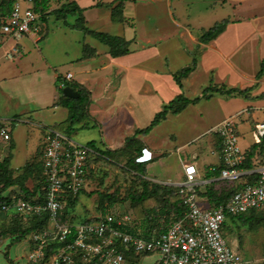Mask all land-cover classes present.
<instances>
[{"label": "crops", "instance_id": "1", "mask_svg": "<svg viewBox=\"0 0 264 264\" xmlns=\"http://www.w3.org/2000/svg\"><path fill=\"white\" fill-rule=\"evenodd\" d=\"M48 1L47 9L44 11L39 10L41 14L40 18H42V21L39 22L43 27L39 25V29H33L20 41L24 49V53L20 58L13 61L6 56L7 49L14 44V41L7 38L0 30V108L7 109L9 101L13 99L18 100L16 105H21V102L23 105H34V109H31V112H29V109L24 113L29 112L27 115H30L28 117H31V122L43 133L40 142H38L32 151H27L26 154V150L22 153L18 152L17 155H13L12 151L5 154L7 155L5 158L9 157V166L16 173L15 176L21 174L28 165L32 164V168L29 171L31 173L28 174L27 180L25 181L27 187H31L32 182L37 177V173L43 171L42 150L50 137L49 129H61L73 138L71 134L73 131L68 132L66 129L70 122L69 110L67 107L58 103L61 99V94L57 86L58 84L60 86L63 81L65 83L70 82L75 84L78 88L85 89L87 92L89 91L91 93L89 105H95L96 100L94 95L96 88L104 89L107 93L113 91L111 93L114 94L115 92L121 91V86L123 83L125 84L124 79L126 75H129L128 72L130 70H149V72L153 73L162 72L161 74H169L170 70L165 69L160 71L156 67L158 63L155 62L159 57L160 59H164L165 55L171 53L173 50H186L187 53L193 56V62L190 66L188 65L183 69L190 68V72L183 76L180 82L174 77L176 72L168 76L173 84V89L172 93H169L165 100L172 101L176 98L175 96L180 94L188 97L185 93H179L177 86L182 89L189 83L190 85L188 87H193L194 80L192 74L198 70H207L214 77L224 74L223 77L225 78L230 75L240 76L241 74V76H244V72H250L251 76L245 75L243 77L244 79H250V84L242 81V79L240 81V78L232 82H238L237 85L232 87L219 86L217 83L213 85L211 83L207 87L220 88L221 91L209 90L207 97L211 98L213 95L218 94L223 98L225 97L224 100H227L225 101L226 103H235L236 101L233 99L235 96H231L234 93L226 92L225 90H244L242 95L239 96L242 98H237L240 100L239 105L244 106L232 112V114L243 111L246 108H251L252 104L262 105L264 107V98L261 97L264 95V84L260 85V79L264 78V75H258L261 69V62L264 59V50L258 54V48L261 43L258 36L262 37V34H264V0H210L206 3V6L210 7V9L215 8V6H221L229 8V11L222 21H216L215 24L202 33L194 32L193 27L195 26L189 18H185L182 21L176 18L175 11L172 8V0ZM69 3H74V5H78L81 9L77 12L78 17L74 24L82 17L89 31L83 35V39L73 34L68 35V33H65L62 45L60 46V52L54 55L52 52L54 42L50 39L51 36H48L45 24L51 15H55L56 10ZM119 5H121V11L117 10ZM129 9H131V12H129ZM139 18L144 22V34L138 32L136 28V21ZM56 19L59 20L57 16ZM60 20L65 21L64 19ZM223 21H228L229 23L221 34L209 40L203 39V35L207 31ZM166 22L169 24L166 25ZM247 28H252V30L249 31ZM241 29L243 30V36L240 32ZM73 30L75 31L76 28H73ZM99 32L108 33L127 40L129 42V52L125 55L112 56L111 42L100 36ZM141 38L145 39V42L140 45L139 40ZM41 42H44L42 47L39 45ZM69 45L76 46V51L72 50V56L69 53ZM141 54H147L153 57L149 60L151 62V68L147 69L138 61L134 62V59H137ZM163 54H165L164 57ZM69 61H77V63L74 68L67 67L68 70L64 72L62 69L64 66L69 65ZM165 61L163 60V62ZM69 71L73 72V79H65V75ZM117 76H120V83L115 90H112L114 85L111 81ZM172 78L177 86L173 83ZM193 104L196 103L189 104L178 113L170 112L167 114V117L169 114H179ZM105 105L107 104L105 103ZM262 110L261 112L255 113V110L251 109V113H245L241 118L240 142L242 148L245 150H249L254 142L252 131L254 123L264 120V111L262 112ZM44 111L49 114H38ZM191 111L195 113L194 109ZM60 113L61 115L65 114V116L62 115V119L60 116L56 117ZM21 117H24V115H16L17 120L21 119ZM87 117L88 115L78 122V124L87 125L86 120L89 122V119H86ZM224 119L225 117L219 120L216 125ZM0 125L1 127L3 125L5 126L6 122L3 123L0 121ZM157 125L149 134L159 131L156 129L158 127ZM140 129L143 128H137V131ZM136 132L128 137L139 138V136H143L147 138L143 134H136ZM203 133L198 134L196 138L201 140ZM209 133L211 132L209 131ZM167 134H169V137L170 135L176 136V133L172 134V132H168ZM212 134L205 137L200 143L198 151L192 152V150H188L187 156L189 158L183 156V151L188 149L191 145L190 141L193 138L181 145H177L179 160L183 165H181L179 172L177 170L174 171V174H176L175 178L171 176L169 179H163L166 183L177 186L184 178V163L193 161L197 167V176L200 181L197 187L199 200L207 208L216 206L213 200H211L215 194L220 195L228 190L226 182L221 179L219 174L213 173L212 170L213 166L219 167L222 163L220 156V137L214 133ZM11 135L13 136V130H11ZM12 136L11 139H4L0 134V153H3L1 149L2 143L8 140L12 142ZM144 138H139L145 141V144L143 146V154L138 158V161L147 163L145 176L150 179L151 177L148 176L150 163L164 156L165 152L158 148V144L149 142ZM11 147H14V143H12ZM22 156L24 157L23 159ZM233 220L235 219H228V221ZM156 258V255H145L140 258H135L134 254L129 256L130 261H141V264H145L143 263L144 261L152 264Z\"/></svg>", "mask_w": 264, "mask_h": 264}, {"label": "rangeland", "instance_id": "2", "mask_svg": "<svg viewBox=\"0 0 264 264\" xmlns=\"http://www.w3.org/2000/svg\"><path fill=\"white\" fill-rule=\"evenodd\" d=\"M209 1L210 0H172V8L178 20L182 21L185 20V18H189L193 21L195 26L193 27L194 32L202 33L215 24L216 21H222L229 11V8L221 6H215V8L210 9V7L206 6V3ZM129 12H131V9H129ZM77 17L78 14H69L67 18L68 21H63L60 19L57 20L55 15H51L50 19L45 24L48 36H51L50 39L54 42L52 48L54 55L60 52V46L62 45L65 33H68V35L73 34L81 39H83V35L87 33L83 29L76 28L75 31L73 30V24L77 21ZM39 21H42V18H40ZM39 21H37V23H39ZM168 24L169 23L166 22V25ZM143 25L144 22L139 18L138 21H136V28L141 34L145 32ZM40 26L43 27L42 25ZM247 29L249 31L252 30V28ZM240 32L242 33L243 30L241 29ZM263 35L264 34H262V37L258 36L261 40L258 54L264 50ZM144 42L145 39L143 38L139 40L140 45ZM43 44L44 42H41L39 44L40 47H42ZM69 49V53L72 56L73 51H76V46L69 45ZM164 55L165 54H163V57ZM253 56L255 55L253 54ZM152 58V56L147 54H141L137 59H134V62L138 61L149 69L151 68V62L149 60ZM67 60L69 59L67 58ZM163 60L166 61L163 62ZM192 62L193 56L191 54L187 53L186 50L180 51L176 49L166 54L164 59H160L159 57L155 62L158 63L156 67H158L160 71L165 69L170 70L169 74H161L162 72L153 73L149 72V70H130L128 72L129 75H126L124 79L125 84H122L121 91L115 92L114 94L111 93L113 91L107 93L104 89H95V105L87 106L88 117L86 119H89V122L86 120L87 125L76 123L71 134L72 137L79 142L84 143L94 140L95 146H97L98 149L114 150V152L107 157L97 153L92 157L85 190L80 193L75 206H70V203L68 204L69 206L67 207V214L64 221L95 220L104 213L114 212L132 214L140 223L141 227L152 226L150 222H146V218L149 219L150 216V214L147 213V209L151 206L140 207L139 204H135L132 200L134 196L139 195L144 190L143 181L145 179L149 180L151 188L153 187L152 182L158 183V187L160 188L159 196H161V198H166L162 203L163 205L170 207L171 202L177 199L178 195L176 193V188L170 189L168 187V189H166V185L173 184L166 183L163 180L165 178L169 179L171 176L175 178L176 174H174V171L177 170V172H179L181 165H183L179 160L177 145H181L193 138L190 141L191 145L188 149L183 151V156L189 158L187 156L188 150H192V152L198 151V146L205 137L213 135L209 133V131L219 120L223 117L226 118L236 114H232V112L244 106L239 105L240 100L237 99L242 98L239 97L242 93L240 94V92L235 89V92H233L234 94H231V96H235L233 98L236 101L235 103H226L225 101L227 100H224L225 97L223 98L218 94L213 95L211 98L207 96L202 97L199 102L190 105L185 111L179 114H169L166 119L162 120L157 125L158 127L156 129L160 132L155 131L154 133L145 135L147 138L139 136V138H144L149 142H155L158 144V148L165 152L164 156L150 163L148 168V176L151 177L150 179L144 174L142 175L133 163L129 162V159L135 153H133L131 148H126L125 145L126 140L129 138L128 136L135 134L137 128L148 126L155 118L156 114L164 108L163 106L169 103L170 100L165 99L169 93H172L173 84L168 76L176 72L174 77L176 78V76H178L179 78L181 69L188 65L190 66ZM76 63L77 61H69V65L64 66L62 70L65 72L68 70L67 67L74 68ZM244 74L251 76L250 72H244ZM223 75L224 74L214 77V75L210 72L208 73L207 70H198L192 74L194 86L189 88L188 86L190 84L187 83L188 85L186 84L184 88L181 87L182 89L176 85L173 78L172 80L179 89V93H185L186 96L191 98L201 96L211 83L213 85L217 83L219 86L232 87L238 83L232 82L239 78L240 81L242 79V81L248 84L251 83L250 79L243 78L245 75H230L226 78L223 77ZM120 76L112 79L111 82L114 85L112 90H115L120 83ZM260 81V85H263L264 78L260 79ZM84 91L87 92L85 89ZM225 91L229 92L227 89ZM207 92L209 93V91ZM89 96H91V93H89ZM261 97L264 98V95ZM17 103L18 100L13 99L9 101L7 109L4 110L0 108V121L3 123L6 122L5 127L10 133L11 130H13V136L11 135L12 142L8 140L2 143L1 149L3 153H0V160H3L7 156L5 154L11 151L13 155H17L18 152L22 153L24 150H26L25 154L27 151H32V149L37 146L38 142H40L41 135L43 134L39 128L33 125L31 117H28L30 115H27V113L31 112V109H34V105H23L22 102L21 105H16ZM105 103L107 105H105ZM128 103L131 105H123ZM251 108L255 110V113L261 112V110L264 109L262 105L255 104H252ZM29 109V112L24 113ZM192 109L195 110V113L191 111ZM263 111L264 110H262V112ZM38 114L46 115L49 113L44 111ZM16 115H24V117L17 120ZM62 115L65 116V114ZM62 115L60 113L57 114L56 117L60 116L62 119ZM62 128L64 127L62 126ZM168 132H172V134L176 133V136L170 135L169 137V134H167ZM202 132H204L202 134L203 138L198 140L196 136ZM139 138H137V143L133 141L132 145L136 146L141 143L142 146H144L145 141ZM12 143H14V147H11ZM23 158L22 156V159ZM13 174L15 175L16 173L13 171ZM40 174L41 173H37V177L34 179L35 181L32 182V186L28 187L30 190H36L37 185H39ZM2 178L3 172H1L0 169V200L3 199L0 202V231H7L6 234L0 236V264H32L28 259L29 252L34 247L32 240L29 238L32 232L21 240L15 239L16 234L9 232L16 227L25 229L30 225V218L25 219L21 213L15 209L13 206L14 203L10 204L11 207L8 210L3 208V205L6 204V200L11 199L12 201L13 199L14 201L15 198L22 195L20 194V187L13 186L3 191L1 190L3 186ZM158 199L159 198H157L158 203L155 208H160L162 205L161 201ZM149 203L148 201L146 202L147 205L154 204ZM252 211L253 210H250L247 213L250 214ZM259 213H263L261 214L262 218L254 219L250 223H244L238 218H235V220L228 221L223 226V235L228 244L242 255V264H264V210L259 211ZM156 214L157 212L151 213L152 219ZM163 224L164 220L162 221V225ZM150 255H156L158 258L157 253ZM132 262L136 264V260ZM143 263L148 264L145 261ZM138 264H141V261H138Z\"/></svg>", "mask_w": 264, "mask_h": 264}, {"label": "built area", "instance_id": "3", "mask_svg": "<svg viewBox=\"0 0 264 264\" xmlns=\"http://www.w3.org/2000/svg\"><path fill=\"white\" fill-rule=\"evenodd\" d=\"M36 1L12 0L11 9L3 12L4 0H0V30L14 41L6 51L13 61L24 53L21 39L33 29H39L37 21L41 14ZM73 77L70 71L65 75V79ZM65 86L63 81L60 87ZM251 109L230 115L210 129L220 137V177L235 187L233 194L223 204L204 207L197 192L200 182L197 167L193 161L185 162L184 178L177 185L186 207L185 215L168 224L165 230L141 227L130 213L109 212L91 221L61 220L68 194L75 196L86 187L90 159L97 152L88 142H77L61 129L50 128V137L42 151V201H39L41 196L34 200L22 198L13 205L24 215L49 214L48 226L29 236L34 244L29 261L41 264L49 246L57 243L59 246L45 264H133L130 254L140 258L153 253L158 254L153 264H242V255L228 244L222 229L230 217L264 210V120L253 125L251 148L256 146V151L250 159L251 167L244 166L251 148L243 149L240 142L241 118L251 113ZM0 134L11 139L4 125ZM217 168L213 166L212 170ZM10 207L3 205L7 210Z\"/></svg>", "mask_w": 264, "mask_h": 264}, {"label": "trees", "instance_id": "4", "mask_svg": "<svg viewBox=\"0 0 264 264\" xmlns=\"http://www.w3.org/2000/svg\"><path fill=\"white\" fill-rule=\"evenodd\" d=\"M48 0H37L36 1V8L38 10L44 11L45 9H47L48 7ZM12 6V0H4L3 2V6L1 8V11L3 12H7L11 9ZM81 10L80 7H78V5H74V3H69V4H65L63 5L60 9L55 11V15L57 16V18L59 19H64L66 21L67 17L69 14H77V12ZM118 11H121V5L118 6L117 8ZM229 22L228 21H223L220 24L216 25L215 27H213L211 30L207 31L204 35H203V39L204 40H209L212 38H215L216 36H218L219 34H221L227 24ZM74 28H78V29H83L84 31L88 32L89 29L87 28V26L85 25V21L82 17L79 18V21L73 25ZM99 35L108 39L111 44H112V51H111V55L112 56H119V55H125L129 52L128 49V45L129 42L121 37L118 36H114V35H110L108 33H102L99 32ZM190 72V68H186L183 69L178 76H176L177 81L180 82V79L187 75ZM259 76H263L264 75V59L261 62V69L259 71ZM65 85H71L73 86L75 89H77L80 92V96L78 98H70V97H66L63 94V88L59 86L58 84V90L61 94V99L58 103L62 104L63 106L67 107L69 110V125L67 126V131L68 132H72L75 128V124L80 122L83 118H85V116H87V106L90 103V96L89 93L84 91V89L82 88H78L77 85L72 84L70 82H66ZM219 90L221 91L220 88H210L208 87L207 89L204 90V93L201 96L195 97V98H188L185 97L183 94L178 95L175 99H173L172 101H170L168 104H165L164 108L159 111L155 118L152 120V122L145 128L140 129L136 132V134H143V135H147L151 132V130L157 125L159 124L162 120L167 118V114L170 112L173 113H178L180 112L182 109H184L186 106H188L191 103H197L201 100L202 97H206L208 95L209 90ZM235 89H229V92H235ZM238 90V89H236ZM240 93H243L244 90H238ZM0 131H1V125H0ZM137 143V138L135 137H129L126 141V145L125 147L127 148H131L133 153H135L133 156H131V158L129 159V162L133 163V165L138 169V171L143 175L146 174V165L147 163L145 162H140L138 161V158L142 156L143 154V146L142 144H137L136 146L132 145V143ZM97 152V154L107 157L108 155H112L114 150H100L97 148V146H95L96 144L93 141L88 142ZM43 151V150H42ZM256 151V146H253L251 148V150L248 153L247 156V160L246 163L244 164L245 167H251V161L250 159L252 158V156L255 154ZM95 156L92 155V157ZM10 160L9 157L4 158L3 160H0V169L1 172H3V178H2V182H3V186L1 188V190H6L8 188H11L13 186H19L20 187V195L19 197L15 198L14 201L12 199H8L6 200V204H12L14 202H16L18 199H26V200H34L35 197H39L44 193V189H43V173L41 172L40 174V178H39V185H37L36 190L31 191L30 188H28L25 184V181L27 180V176L30 171V169L32 168V164L28 165L25 170L19 174V175H14L13 174V170L10 168L9 166ZM222 165L219 166L216 170L213 171V173L219 174L220 175V171H221ZM35 170V169H34ZM43 170V168H42ZM89 174V172H88ZM143 185H144V190L137 196H134L132 198L133 202L135 204H139L140 207L143 206H151L147 209V213L150 214L149 219H147L146 217V222H150V225L152 226H157L159 227L160 230H165L168 226V224H170L171 222L182 218L185 215V211H186V207L183 204V200L179 194V187L178 186H174V185H166L165 188L168 189V187L170 189H173L174 187L176 188V193H177V199L172 201L170 204V207H167L166 205H163V201H165L166 198H161V196H159L160 193V188L158 187V183L157 182H152L153 187H150V182L149 180H144L143 181ZM227 192H223L220 195L215 194L214 197L211 198V200H213V202L215 203V205H220L225 203L229 197L233 194V192L235 191V187L232 185L227 184ZM85 190L82 189L81 192ZM80 192V193H81ZM38 193V195H37ZM80 193H78L77 195H73V194H68V201L63 209V215L61 216V220L64 221V219L66 218V214H67V207L70 206H75L76 202L78 201L79 195ZM1 195V194H0ZM157 198H159L158 200L161 201V207L160 208H155L157 202ZM156 199V201H155ZM3 199L0 200V202ZM39 201H42V196L39 198ZM150 202L149 204H153V205H147L146 202ZM70 203V204H69ZM69 204V205H68ZM259 211L261 210H253L250 214L249 213H243L237 217H230L232 219L238 218L239 220H241L244 223H250L252 220L254 219H258V218H262L261 214L263 213H259ZM157 212V214L153 217L152 219V215L151 213H155ZM108 213V212H107ZM107 213L102 214L103 216L106 215ZM25 219L30 218V222L25 229H22L21 227H16L12 230H10L9 232L16 234L15 239L17 240H21L22 238H25L30 232L39 230V229H43L44 227L48 226L49 224V214L48 213H42L40 215H24L21 214ZM264 218V216H263ZM164 220V224L162 225V221ZM85 221H91V219H86ZM149 225V224H148ZM149 226V227H152ZM162 226V227H160ZM148 227V228H149ZM7 231L5 230H1L0 231V236L6 234ZM59 246V244L54 243L51 244L46 252V256L45 259L43 260V262L41 264H45L47 261H49V257L52 254L53 250L56 249ZM132 256V254H130ZM136 258V255H134ZM33 264V263H32Z\"/></svg>", "mask_w": 264, "mask_h": 264}, {"label": "water", "instance_id": "5", "mask_svg": "<svg viewBox=\"0 0 264 264\" xmlns=\"http://www.w3.org/2000/svg\"><path fill=\"white\" fill-rule=\"evenodd\" d=\"M63 94L64 96L70 98H78L80 96V92L78 90H75L74 87L71 85H66L63 88Z\"/></svg>", "mask_w": 264, "mask_h": 264}]
</instances>
